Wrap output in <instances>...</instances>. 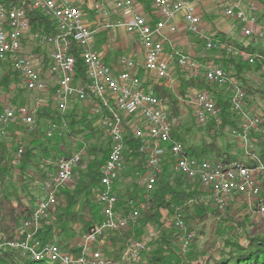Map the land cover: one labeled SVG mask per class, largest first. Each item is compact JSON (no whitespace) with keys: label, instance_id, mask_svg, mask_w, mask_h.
<instances>
[{"label":"built area","instance_id":"2783aa9c","mask_svg":"<svg viewBox=\"0 0 264 264\" xmlns=\"http://www.w3.org/2000/svg\"><path fill=\"white\" fill-rule=\"evenodd\" d=\"M107 1H111L114 8L124 14V18L102 23L103 28H122L135 35L143 46L144 70L156 79L169 86L174 84L176 64L190 77L203 76L211 85L225 86L231 82L222 67L196 60L173 45L169 38V34L177 31L174 20L178 15L184 16L191 34L199 35L201 18L193 0H143L160 16L159 20L147 18L140 13L135 0ZM226 1L229 5L226 14L240 21L243 34L246 37L254 36L255 41L263 39V31L252 30V25L257 22L256 17L247 13L240 1ZM26 6L52 21L56 33L33 32ZM250 9L256 11L254 5ZM96 34L97 31L86 24L81 9L70 0H19V3L0 0V62H10L13 70L20 75L22 87L34 96L53 91L56 110L60 114L67 112L74 103L90 105L93 114H100L101 129L110 141V154L101 168L102 178L95 193L96 201L103 208V221L82 236L81 254L67 251L55 242L45 243L40 232L44 220L49 217L50 209L57 206L59 191L73 180L74 172L83 157L82 151L62 158L55 169L47 173L40 185L41 196L36 201L32 217L23 220L13 237L2 246L20 252L24 260L34 264H116L113 258L103 252V241L107 233L130 231L137 227L143 208L122 214L117 209L119 198L115 186L127 169L125 138L128 132L134 139L142 141L140 152L145 155L148 167L142 179L147 192L152 193L156 189L157 176L162 173L164 163L170 158L175 175L199 183L207 191V199L203 201L223 212L231 201L247 198L253 200L254 203H250L255 207L254 211L264 221V163L256 161L258 159L255 155L250 157L249 164L188 156L185 146L173 140L169 102L159 98L151 87L145 86L136 62L122 58L120 62L124 70L116 73L95 50ZM203 40L206 41L207 50L223 49L227 54L238 56L251 65L259 57L248 51L249 46L238 49L231 44L221 45L212 37H203ZM26 41L45 50L47 47L53 48L49 53L47 76L56 79L53 87L37 68V63L46 53L42 52V56H39L26 52ZM168 43L173 45L170 52L165 49ZM75 49L77 53H74ZM77 57L86 69V81L78 78ZM230 98L232 111L242 116L244 123L240 129H231L229 134L241 140L247 151L251 146L252 130L263 126V118L246 112L247 95L241 85L234 86ZM35 100L33 107H4L0 113V139L8 138L16 126L35 124L37 114L43 107L37 97ZM189 101L195 107L196 119L201 126L206 127L211 121L221 123L212 95L198 92L189 96ZM58 130L57 123H50L48 138H53ZM22 153L20 149L18 158ZM176 220L179 227H185L179 211ZM158 236V232L149 230L142 240L130 241L126 252L128 260L140 262L149 243ZM191 237L186 236L184 239V253L188 251Z\"/></svg>","mask_w":264,"mask_h":264},{"label":"trees","instance_id":"16d2710c","mask_svg":"<svg viewBox=\"0 0 264 264\" xmlns=\"http://www.w3.org/2000/svg\"><path fill=\"white\" fill-rule=\"evenodd\" d=\"M13 1L19 3V0ZM25 8L33 32L56 33V27L52 21L27 6ZM213 39H218L217 41L221 45L230 44L227 42L228 40L223 38L219 40V38L215 37ZM222 51L225 52L223 49ZM248 51L251 54L259 56L256 58L255 68L257 71L263 70L264 51L254 48ZM74 53H77V49L74 50ZM237 63L236 61L226 59L223 60V66H221L224 70L234 69V76L239 81L241 80L243 84L242 88L246 95L260 94L264 98V90L253 89L247 80L244 79L242 70L248 69L252 65L249 63ZM7 64V70L0 80V90L8 92L9 88L15 84L19 86L17 90L21 94L25 89L21 85L20 75L13 70L10 62ZM0 65L5 64L0 62ZM78 78H81L83 81L87 80L86 69L79 58ZM180 80L182 82L180 95L186 96L188 89H194L198 92H207L215 99L221 123L211 121L206 126L208 132L212 133L214 131V135L217 137V134L220 133H230L231 129H240L241 117L232 111L231 98L228 95L224 97L203 76L197 78L189 76V80L180 76ZM151 89L159 98L170 101L171 113L173 112L171 121H173L174 116H178L180 113L179 99L164 84L153 85ZM3 109V106L0 104V113ZM38 114L40 121L45 119L51 121V123L55 122L58 124V121L64 119L67 122L65 124L66 132L56 134L53 138H48V127L46 129L43 123H38L33 129L16 126L14 129H19L20 135L24 138L15 148L16 155L20 149L23 150L20 159L16 158L17 162H19L18 165H16L17 163L14 160L12 151L0 139V264H34L24 260L20 252L5 249L2 244L13 237V234L22 224L23 220L30 219L33 215L36 202L30 205L27 201H24L20 196V189L28 190V185L33 181H38L39 185H41L46 179L47 173L53 171L54 165L52 164H49L48 168L50 170L48 172L45 171L46 168L41 157L44 158L52 153L53 157L51 159L56 165L62 158H68L71 154L67 150H62L64 154L60 151L58 156L54 150L59 144L67 143L66 139L76 142L80 137L86 143L88 138H94L100 132L99 128L95 127L94 121H92L93 118L83 117V115L78 113L76 108L69 109L67 114L61 115L50 106L48 109L39 110ZM198 126L201 127L199 123ZM260 128L252 130L255 137H250V148L252 150L249 152V156L255 155L258 159L256 161L264 163V133L260 134L256 130ZM101 133L102 135L104 134L103 130ZM172 137L173 140L179 141L185 146L186 154L190 157L208 159L214 155L216 159L226 163L231 161L243 163L242 159L233 158L230 153H227L228 151L225 152V148L219 145L217 138L214 136L210 140H202L200 145L190 142L187 137H182L177 131H172ZM125 141V162L128 165L127 169L129 170L132 166L131 164L134 162L136 165L130 171L134 170L135 175L141 177L148 170L145 155L140 152L142 141L134 139L130 132L126 134ZM84 143H80L77 150L83 152V149H85L86 155L90 158V163L86 167V171L80 174L78 184L73 189H66L65 186L59 191L57 197L58 203L55 208L59 205L61 206L58 208L60 210L58 211V216L55 217L56 224H48L44 220L43 229L40 232V236L45 243L55 242L63 249L77 255L81 254V245L77 242L75 243V239L77 237L78 239L82 238L85 233L103 221V208L94 200V197L102 178L101 168L106 163L110 154V141L108 138L107 143H103L101 146H93L91 144L84 146ZM255 144L260 148L258 151H255L253 148ZM228 148L230 146L226 149ZM211 152L214 154H211ZM83 165H85V160L82 157L74 172V177L79 166L84 167ZM15 166H18L22 175H28L30 170L33 173L31 177L26 176L24 178V184L19 187H12L9 190L6 185H8L9 174L16 168ZM171 171L172 160L169 158L163 165L162 173L157 176L156 189L152 193L147 192L144 189L145 187H138L134 192L127 191L128 199L126 201L119 200L117 209L125 213L139 209L140 202H143L146 206V212L143 213V216L139 220L141 221V229H139L137 236H132V232H126L125 235L131 238L129 240H138L148 223L156 221L160 223L161 212L163 210H167L174 215L179 211L184 221L185 229L179 227L176 222L170 225V228H163L160 232L161 236L155 241L157 249L151 253L142 254L141 260L144 259L145 264H264V234L254 236L246 228L251 226L252 229L256 230V224L251 221L253 217L251 213H248L240 221L233 220L228 213H223L227 209L222 212L212 204L203 201L204 193L203 190H200L202 186L199 183H192L179 175H176L175 179H172L170 175ZM124 174H122L120 180ZM36 177L39 179H36ZM117 187L118 185L115 186V191L118 190ZM198 187L201 188L199 189ZM27 190H25V193H28ZM54 209H50L49 215L56 214V212H53ZM71 222L75 225H80V233L74 232V229L70 230V232H73V235L66 233V227ZM208 223H210L209 228L207 227ZM184 230L186 231L185 237L192 236L186 253L182 251V244L185 239V237L182 239ZM241 231L245 232L243 237L240 236ZM80 234L82 235L80 236ZM202 237L206 238L204 242H201ZM115 240L116 237L110 238L112 243H116ZM103 252L111 257L104 247Z\"/></svg>","mask_w":264,"mask_h":264},{"label":"rangeland","instance_id":"374dc122","mask_svg":"<svg viewBox=\"0 0 264 264\" xmlns=\"http://www.w3.org/2000/svg\"><path fill=\"white\" fill-rule=\"evenodd\" d=\"M75 7H77V6H75ZM114 31H117L119 33L121 32L122 35H125V36L129 37L132 42L133 41L135 42V47L139 51H142L143 46H142L141 42L134 35L127 34L125 31H122V30H114ZM213 40L217 41L218 39L217 40L213 39ZM205 44H206V42H205ZM230 44L233 45V46H236L238 49H240L239 47H243V46L238 45V44H233V43H230ZM206 50L207 49L205 47V50H203L202 52H207ZM207 56H208V58L204 57V59H201V60H203L204 62L208 61L209 63H213L214 65H216L218 67H222L221 66L222 64L220 62L223 61V60H226V59L229 60V61L230 60L236 61V63L237 62L238 63H242V64L245 63L242 60H240L238 58V56L230 55V54H227L226 52H223V51H210V53ZM218 57H220V58H218ZM217 61H219V63H217ZM3 63L5 65H0V80L2 79V77L4 76V74L6 72L7 66H8L7 63H9V62H3ZM174 68H175L174 73H175L176 81H177V78L179 76H183L185 79L187 77H189V76H187L188 74L186 72H183L182 69H179L180 67H177L176 65H174ZM225 71H226L229 79L231 80V82H229L225 86L213 85L212 87L215 88L216 90H219L220 93H222L224 97H227V95L229 97H231L232 94H233L234 86L235 85L243 86V84H242L241 80L239 81V79H237L236 76H234L235 75L234 74V72H235L234 69H231V70L226 69ZM242 71H243V74H244V79L247 80V82L249 83V85L253 89H255V90H264V85L261 84L262 79L259 76L258 71L255 68V64H252V66H250L248 69L246 68V69H243ZM150 79H153V78H151V76H150ZM149 82L150 83H154L153 84L154 86L156 84H162L163 83L162 81L158 83V82H156L155 79H153L152 81H149ZM263 83H264V81H263ZM146 84L148 85L149 83L147 82ZM150 87H153V86H150ZM17 88H19V86L14 84V85L11 86V88H9L8 92L0 90V104L3 106V108L5 106H9V105H13V106H16V107H21V106H24V105L25 106H29V107H33L35 105V102H36L35 98L37 97V100H39L40 102H44L45 105L47 104L46 109H48L50 106H52V108L56 109V102L53 99V96H52L51 92H47L48 96H46L44 94L43 95L41 94V95H38V96L35 95L36 96L35 97L33 94H31V93H29V92H27L25 90L22 91L21 94H19V90H17ZM167 88H169V87H167ZM171 88L172 87H170L169 89L170 90L176 89L175 91L179 92L178 88H176V87H174L173 89H171ZM192 95H194V94L188 91V93H187L185 98H187L188 96H192ZM246 105H247V111L246 112L248 114H251V113L253 115H261L262 113L264 114V98L260 94L249 95V96L247 95V104ZM71 106L72 107L70 108V110H72L73 108H76L78 113L80 115H83V117L87 116L88 118L89 117L93 118L92 121H94L93 123L95 124V127L99 128L100 132L98 133V135L96 137L88 138L86 143H84L81 140L82 139L81 137L78 138V140L76 142H73V141L71 142L70 140L66 139L67 143L59 144V146H57V148H55V150H54L58 154V156H59L60 151L62 152V154H64L62 149H64V150L66 149L68 153H76L78 151L77 148H78L80 143H84V146L85 145L87 146L89 144H91L93 146H95V145L96 146L97 145L101 146L103 143H107V137L105 136V134L102 135V133H101L102 129H101V124H100V114L99 115L98 114H93L92 113V107L90 105H88L87 103H77V104L74 103ZM67 112H65L64 114H67ZM39 114L37 115V117L35 119V124L34 125H32V126H20V127H26V128L33 129L38 123H43V125L47 129V127L49 126L51 121L45 120V119H43V121H40ZM64 114H61V115H64ZM240 117H241L240 126H242L243 123H244L243 122L244 120H243L242 116H240ZM262 117H263V126H261L260 129H256L258 131V133H260V134L264 133V115ZM66 123L67 122L64 119H62L61 121H58L59 130L57 131L56 134H62V133L66 132V126H65ZM171 123H172V130L173 131H177L179 133V135H181L182 137H191L190 140H194V138H195V140H194L195 143L199 142V137L204 134L203 133L204 131H206L209 134V132L206 129L207 127H203V126L198 127L196 124L193 125L191 120L187 121L186 127L188 126L190 128L189 130H191V132L194 133V135L192 134V136L191 135H186L183 132L185 129H178L179 127L176 126V123L174 121H171ZM20 133L21 132H19V129L18 130L14 129L13 131L10 132V135H9L8 138L2 139V141L7 145L8 149L12 151L14 160L17 163L16 165H18V163H19V162H17L16 158L17 159H20V158H18V156L16 155L15 148H16V145L19 144V142H21L22 139H24L20 135ZM219 136L221 138L222 137H224V138L228 137V141L230 142L231 148L225 149V152L228 151L227 153H230L231 156H233V158L242 159L244 163L249 164V162H250L249 152L252 150V148H248V150L246 151L244 143L241 140L232 137L230 134L228 135V134L224 133V134L219 135ZM250 137L254 138L255 135L253 133H251ZM253 148L255 149V151H258L260 149L259 146L256 145V144L253 146ZM211 154H214V153L211 152ZM51 157H53L52 153L48 154L44 158L41 157V160L43 161L45 168H48L49 164L44 159L45 158H49L50 159ZM83 158L85 160V165H83L84 167H80L79 166V168L76 171V175H75L74 179L71 181V183L69 185H67L65 187L66 189H73L78 184L80 174L82 172L86 171V167L90 163V161H89L90 158L86 155L85 149H83ZM209 158L212 159V157H209ZM57 159H55V160H57ZM131 165H130L131 168H134L136 164L133 162ZM15 167L16 168L13 171L10 172L8 185H6L7 189H9V190L12 187H19L20 185L24 184V182H23L24 178L26 176L31 177V175L33 173V171L30 170L28 175L25 176V175H22V173L18 169V166H15ZM127 167H128V165H127ZM130 169L129 170L128 169L125 170V172H124L125 174L123 175L122 179L120 180V182L118 181V183H117L118 190L116 191V194H117V196H118L120 201H126L128 199L127 191L134 192V190L137 189L138 187H143L144 188V181L142 179L143 176L139 177L138 175H135V171L134 170L130 171ZM170 175H171L172 179H175L176 175L172 171H171ZM37 178L38 177H36V179ZM40 187L41 186L39 185L38 181L37 182L33 181L31 184L28 185L27 188H29V189L28 190L25 189V190L28 191V193H25L26 191L23 190V188L20 189L21 198H23L24 201H27L30 205H33L37 201L38 197L41 196V190H40L41 188ZM198 188L200 189L201 187H198ZM200 190H203V193H204L203 199H207L206 198L207 197V191L204 188H201ZM131 194L133 195V193H131ZM94 200L95 201L97 200L96 197H94ZM250 202L252 204L254 203L253 200L250 201L247 198H240L238 200H233V201H231L229 203V208H227V210L225 212H223V213H225V214L228 213L230 215V217H232L233 220H235V221H240L248 213H251V215L253 216L251 218V221H253V223L256 224V230H254V228L252 229L251 226L250 227H246L247 230L249 231V233L251 235H254V236L258 235V234H264V222L259 217V215L256 213V211L253 210L255 207L253 205H251ZM60 206L61 205H59L57 208H55L53 210V212L54 213L56 212L57 215L56 214H51L46 219L48 224H52V225L56 224L55 217L58 216V213H59L58 211H60L58 208H60ZM139 206H140V208L143 207L141 209V217H142L143 213L146 212V206H145V204L143 202L142 203L140 202ZM119 213L122 214V213H125V212L119 211ZM176 221H177L176 220V214L174 215V214L168 212L167 210H163L161 212L160 223L158 221L148 223L145 226L144 230H143L142 236H140V238L138 240H142L147 235L149 230H153V231L158 232L159 233L158 238H159L161 236L160 232L162 231V229L163 228H170V225L175 224ZM209 225H210V223L207 224L208 228L210 227ZM72 229H74V232H79L80 233V225H75V224H73V222L69 223V225L66 227V231H67L66 233L67 234H72L73 232H70V230H72ZM139 229H141V221H139V224H138L137 227H135L134 229H132L130 231L107 233L106 240H104V241L102 240L103 241L102 245H104L103 247L106 249L107 253L115 260L116 264H145L144 259H142L138 263H133V262L129 261L128 258L126 257V252H127V247L129 245V242L133 241V240H129L131 238H128L125 234H126V232H132V236H135V235L137 236V234L139 233ZM244 233L245 232L241 231L240 232V236L243 237ZM111 234H113V235H111ZM185 234H186V231L183 232L182 239H183V237H185L184 236ZM81 235L82 234H80V236ZM112 237H116V240H115L116 243H112L110 241V238H112ZM77 239H78V237L75 240H77ZM205 239L206 238L202 237V241L201 242H204ZM155 241H156V239L152 240L149 243V245L147 247V250L144 253H146V254L147 253H151L155 249H157V244H155Z\"/></svg>","mask_w":264,"mask_h":264},{"label":"crops","instance_id":"0c3cea01","mask_svg":"<svg viewBox=\"0 0 264 264\" xmlns=\"http://www.w3.org/2000/svg\"><path fill=\"white\" fill-rule=\"evenodd\" d=\"M70 1L74 6H77L83 11L84 20L86 24L91 29L97 31V34L95 35V50L103 56L104 61L116 73L122 72L124 70V67H122L120 61L122 58L127 57L126 59L135 61L137 64H139L140 77L145 82V86L148 87L146 83L147 82L150 83L149 81H152L153 79H155L156 82L158 83L161 82L160 80L156 79L154 76H152L151 74L147 73L144 70V50L142 49V51H139L135 47L134 41L132 42L129 37L122 35L121 32L119 33L114 30H122V31H125L127 34H131V33H128L126 30L122 28L121 29L120 28H108V29L103 28L102 23H109V22L121 20L124 18V14L116 10L111 1H107V0H70ZM135 1L137 2V5H136L137 10L140 11V13H142L144 16H146L147 18H152L154 20L160 19V16L156 13V11H154L149 5L145 4L143 0H135ZM193 1L196 4L197 14L201 18V24L199 28L200 33L199 35L191 34L189 32L188 24L185 21L184 16L178 15L174 20V24L177 27V31L173 34H169V38L171 42L173 43V45H176L178 48L182 49L188 55H190L191 57L195 58L196 60L200 62H204L201 59H204V57L208 58L207 55L210 53L209 50H206L207 52H202L203 50H205V47H206V44H205L206 41L203 40V37H212V38L216 37L219 39L223 38L225 40H228L227 42L229 43L238 44V45L243 46L239 48L244 49L246 48V46H249L250 49L254 48V49H259V50L264 51V38L258 41H255L254 36L246 37L243 34V31H242L243 28H242L240 21H238L235 17H230L226 14V9L229 6L226 0H205V1L193 0ZM229 1H232V2L240 1L242 4L241 5L242 8L247 13L253 14L257 19L256 24L252 25V30L254 32H262V31L264 32V0H229ZM251 5L255 6L256 11L254 12L251 11L250 9ZM169 43L166 44V47H165L166 52H170L171 47L173 46L172 44H169ZM25 46H26V52L28 53L32 52L39 56H42V52L46 53L44 57L41 58L40 62L37 63V68L44 74L43 76L47 78L48 81H50V84L53 87L55 85L56 79L47 77L48 67H49L48 65L50 61L49 53L53 51V48L47 47L45 50L44 48H41L40 46H37L34 43H31L30 41H26ZM217 63H219V61H217ZM220 63L223 64V61H221ZM258 74L262 79L261 84L264 85L263 83L264 69L261 71H258ZM149 75L153 79H150ZM174 78H175V82L174 84L170 86L162 83L169 88L172 87L171 89L176 87L179 90V92H176L175 91L176 89L172 90L180 101V113L178 114V116H174L173 121L176 123V126L179 127L178 129H185L183 132L186 135L192 136V134L194 135V133L191 132V130H189L190 128L188 126L186 127V124L188 120L189 121L191 120L193 125L196 124L198 126L197 120H196L195 107L190 103L189 96L185 98L186 96L180 95V91L182 90V82L180 80V76L177 78V81H176V77L174 73ZM188 78L189 77H187L186 79L189 80ZM153 84L154 83H151L150 85L153 86ZM187 91L193 93L194 95L198 93V91L194 89H188ZM47 92L41 93V94L48 96ZM167 101L170 104V101L169 100ZM41 103L43 105L41 110L46 109L47 104L45 105L44 102H41ZM170 107H171V104H170ZM171 115H173V112ZM261 115H264V114L262 113ZM13 130L14 129H12L11 131ZM203 133L204 134L199 137L200 143L199 142L195 143L194 141L195 138L194 140H190L191 137H187V139L190 142L195 143L196 145H200L202 140H210L214 136L215 138H217V142L219 143L221 147L224 146L223 148L226 149L228 146H230L228 137L221 138L219 136V135H222L221 133L217 134V137L216 135H214L215 133L214 131L212 133L209 132V134L206 131H204ZM226 134L229 135L228 132ZM64 151H66V149ZM211 157L212 159L210 158L208 159L212 161L218 160L215 158L214 155H212ZM44 160L48 164H52L55 167V163H53L51 158L50 159L45 158ZM54 167L52 168L53 170H54ZM49 170L50 168L45 169L46 172H48ZM81 241H82V238H79L75 241V243L77 242L79 245H81Z\"/></svg>","mask_w":264,"mask_h":264}]
</instances>
